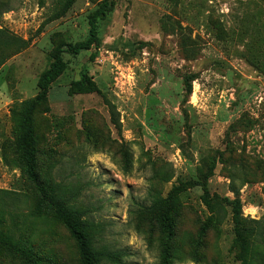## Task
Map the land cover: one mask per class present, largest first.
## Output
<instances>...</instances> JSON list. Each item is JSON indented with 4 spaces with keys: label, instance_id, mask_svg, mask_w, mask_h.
<instances>
[{
    "label": "rangeland",
    "instance_id": "obj_1",
    "mask_svg": "<svg viewBox=\"0 0 264 264\" xmlns=\"http://www.w3.org/2000/svg\"><path fill=\"white\" fill-rule=\"evenodd\" d=\"M99 2L0 0V264H81L25 173L26 100L39 181L66 186L95 246L118 251L101 264H162L165 247L171 264H242L246 249L264 264V0H112L98 45L62 53L35 99L53 49L87 37ZM81 71L101 94L70 91Z\"/></svg>",
    "mask_w": 264,
    "mask_h": 264
},
{
    "label": "trees",
    "instance_id": "obj_2",
    "mask_svg": "<svg viewBox=\"0 0 264 264\" xmlns=\"http://www.w3.org/2000/svg\"><path fill=\"white\" fill-rule=\"evenodd\" d=\"M113 8L112 0H100L96 9L88 16V35L85 39L76 42L75 44H64L55 47L51 53L52 61L47 69H45L37 79L38 93L35 99H39L46 95V92L50 84L63 72L65 69V62L62 58V53L70 52L72 54H78L81 51L88 50L92 45L97 46L99 43V36L97 31V20L104 19L106 14ZM17 46L15 52L22 48V41L17 39ZM95 57V52L90 55V60ZM70 91L72 93L86 94V93H99L101 90L87 74L86 71H81L79 78L72 81L70 85ZM105 103L108 106L111 122L115 128L120 131L121 124L119 120V114L116 111L114 104L109 102L104 97ZM29 100H26L24 104V113L22 119V125L24 133L22 137V148L25 153V173L27 177L39 186V192L43 198L51 200L54 206L57 217L66 226L68 232L74 238L78 256L81 264H101L102 260H109L112 262L119 261L118 251L109 250L106 246H95V236L93 231L88 229V225L81 220L84 210H76L70 205L72 195L69 194V189L66 186H56L54 190H48L39 181L38 174L35 168V146L33 141V129L30 121V113L33 106H27ZM52 192V194H51ZM69 195V196H67ZM174 191H170L166 198L162 199L159 205V214L161 224L166 232L168 238L172 236L173 224H172V212L176 205V198ZM234 219L238 218V211L234 212ZM248 249L240 255L242 264H250L246 258ZM162 264H171L168 248L165 247L162 253Z\"/></svg>",
    "mask_w": 264,
    "mask_h": 264
}]
</instances>
